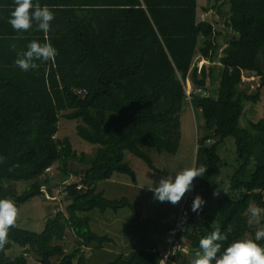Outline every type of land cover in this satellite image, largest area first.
<instances>
[{
	"label": "trees",
	"instance_id": "1",
	"mask_svg": "<svg viewBox=\"0 0 264 264\" xmlns=\"http://www.w3.org/2000/svg\"><path fill=\"white\" fill-rule=\"evenodd\" d=\"M87 1L51 10L54 19L47 33L36 29L19 39L0 36V199L18 206L45 197L42 187L49 178L42 176L48 168L59 163L68 179L71 161L86 166L80 181L63 190L69 201L65 211L48 217L42 231L16 224L9 228L0 264H28L26 251L36 253L43 264H52L53 256L60 257L53 264H87L83 247L95 250L111 241L109 233L92 229L89 213L98 209L105 216L108 209L132 208V203L125 196L106 197L96 184L114 173L136 180L125 151L155 171L148 149L177 152L189 80L191 103L201 111L207 130L201 141L216 140L197 152L207 169L196 185L205 204L196 213L191 208L195 196L187 201V231L176 235L178 250L168 264H190L200 239L216 229L227 236L220 242L221 253L234 240L247 239L253 232L250 206L264 208V115L248 126H241L240 119L245 103H258L264 95V0H221L219 11L229 3L226 23L233 35L219 58L223 68L216 97L196 90H208L213 68L203 63L199 69L194 59L198 54L211 63L220 34L212 22L199 19L198 0ZM32 40L50 43L58 54L25 72L14 61ZM246 72L259 77L254 89L242 79ZM61 111H68L67 119L81 121L79 136L98 146L93 155L78 154L69 138L57 137ZM230 138L239 166L227 192L214 196L215 175L222 168L218 148ZM19 181L30 182L21 193ZM67 230L77 240L68 251ZM257 243L264 246V238ZM16 246L24 252L12 254ZM161 252L136 247L101 264H159Z\"/></svg>",
	"mask_w": 264,
	"mask_h": 264
},
{
	"label": "rangeland",
	"instance_id": "2",
	"mask_svg": "<svg viewBox=\"0 0 264 264\" xmlns=\"http://www.w3.org/2000/svg\"><path fill=\"white\" fill-rule=\"evenodd\" d=\"M198 17L207 19L213 23L216 30L220 32L217 36L218 47L213 55V61H208L197 54L194 64L201 68L203 59L204 63L211 65L213 75L208 80V90L200 91L202 95L216 97L220 87L223 65L219 62L223 47L227 44L233 35L231 28L227 25L226 20L229 16V3L224 2L221 11L218 10L221 0H198ZM203 6H210L209 11H204ZM243 81L249 85V90L257 86L259 77L253 73H243ZM256 82V84H254ZM192 87L189 81L186 83V90ZM68 111L60 112L59 129L57 137L63 139L69 138L72 147L78 154L85 153L93 155L97 145L91 144L79 136L77 126L81 123L77 119H67L64 114ZM264 115V95L258 103H245V111L240 119V125L248 126L250 121H256ZM182 138L176 153L158 152L154 149H148V153L158 169L152 170L139 157L125 151V161L135 171L136 180L133 181L128 174L114 173L108 180H99L96 189L103 191L105 196L110 199H120L127 197L132 208H120L117 211L106 210L105 216H102L98 209L92 210L89 215L92 218L91 227L98 233H109L111 241L105 242L98 249L83 247L84 253L88 258L87 264H101L115 258L119 253H128L136 247H155L159 251H164L169 245L172 232L175 229V222L180 211L188 209L187 201L197 195V186L199 177L193 181V187L183 196L179 203L173 205L170 202H160L153 198V192L149 187L155 185L162 176L172 175L175 177L176 171L195 165L201 167L202 160L198 157V150L201 147L210 145L216 139L201 141V137L206 135V129L203 123V116L199 109L191 103V96L187 97L180 115ZM218 152L222 158V168L219 174L215 175L216 189L220 190L218 196L224 195L227 191V183L231 175L239 166L238 154L235 150L233 139L230 138L223 142ZM86 166L78 161H71L67 169L70 177L66 179L65 173L59 169V163L47 169L42 176L43 179L49 178L48 185L42 187L46 191L45 197L35 196L26 202L16 206L18 215L15 224L19 227L40 232L44 228L45 221L52 217L59 210L65 211L68 200L65 199L64 189L68 184L79 182L82 171ZM29 181H19L17 183L18 193L23 192L28 186ZM50 187V188H49ZM51 189V191H49ZM208 203L214 204V201ZM257 206L256 204H254ZM261 209L262 215L259 218L251 217L250 211L247 213L252 224V234L249 233L247 239H255L257 230H264V208ZM109 218V219H108ZM190 228V227H189ZM76 238L71 230H67L65 247L66 251L76 247ZM155 245V246H154ZM264 247V246H262ZM22 250L15 247L11 253L20 254ZM17 254V255H18ZM28 255V264H43L41 258L32 251H26L23 255ZM60 259L59 256H53L51 263Z\"/></svg>",
	"mask_w": 264,
	"mask_h": 264
},
{
	"label": "clouds",
	"instance_id": "3",
	"mask_svg": "<svg viewBox=\"0 0 264 264\" xmlns=\"http://www.w3.org/2000/svg\"><path fill=\"white\" fill-rule=\"evenodd\" d=\"M14 4L15 7L10 13L8 22L15 31H28L32 27L33 21L36 22L38 30L45 33L50 30V22L54 19V13L47 5L41 6L37 3L34 6L33 0H14ZM11 48L14 51L16 50L14 44L11 45ZM57 54V49L50 43L41 44L36 40H32L27 45V50L16 53L14 65L27 72L38 68L36 61L54 60ZM204 61L203 59L200 60L202 65ZM200 91L197 92L200 93ZM206 171L207 169L203 166L196 167L193 165L182 168L176 171L175 177L172 175L162 176L155 185L149 187V190L153 192L154 199L160 202L167 201L175 205L193 187L194 179L203 177ZM222 189L227 192L224 188ZM219 194V189L214 190V196ZM204 204L205 200L200 195H196L192 202V211L199 213ZM249 211L253 218H259L262 215L261 209L255 205H251ZM17 215L18 211L12 200L0 199V249H3L7 243L8 230L15 225ZM182 224L183 221H181ZM262 238H264V230H257L255 239L234 240L221 253L220 242L225 241L227 236L216 229L210 235L200 239V250L195 253L190 264H264V247L257 243Z\"/></svg>",
	"mask_w": 264,
	"mask_h": 264
},
{
	"label": "crops",
	"instance_id": "4",
	"mask_svg": "<svg viewBox=\"0 0 264 264\" xmlns=\"http://www.w3.org/2000/svg\"><path fill=\"white\" fill-rule=\"evenodd\" d=\"M87 2V0H33V5L35 6V4L38 3L41 6L47 5L50 10H61L65 8L62 6H83V4L87 5ZM14 7V0H0V36L19 39L21 36H25L26 34L38 29L36 22L33 21V25L28 31H15L8 22L10 13ZM108 181H110V179H108Z\"/></svg>",
	"mask_w": 264,
	"mask_h": 264
},
{
	"label": "built area",
	"instance_id": "5",
	"mask_svg": "<svg viewBox=\"0 0 264 264\" xmlns=\"http://www.w3.org/2000/svg\"><path fill=\"white\" fill-rule=\"evenodd\" d=\"M192 90H193L192 87L186 90V93L188 94V96H190ZM196 90L200 91V88ZM77 92L83 93L86 91L85 89H77ZM181 221H183L182 225H181ZM187 222H188V210L186 211L185 209H183L182 211H180L177 221L175 222V229L172 232V237L169 241V245L163 252H161L162 257L160 259L159 264H168V261L170 260V258L177 253L178 239L176 238V235H178V233H184L187 231Z\"/></svg>",
	"mask_w": 264,
	"mask_h": 264
},
{
	"label": "water",
	"instance_id": "6",
	"mask_svg": "<svg viewBox=\"0 0 264 264\" xmlns=\"http://www.w3.org/2000/svg\"><path fill=\"white\" fill-rule=\"evenodd\" d=\"M254 84H256V82Z\"/></svg>",
	"mask_w": 264,
	"mask_h": 264
}]
</instances>
